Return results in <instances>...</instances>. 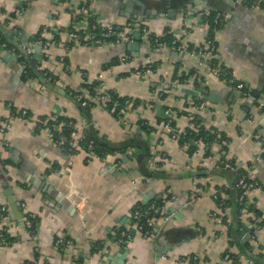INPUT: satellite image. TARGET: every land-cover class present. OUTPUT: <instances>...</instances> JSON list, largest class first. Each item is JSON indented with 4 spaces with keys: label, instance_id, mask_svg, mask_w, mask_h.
Listing matches in <instances>:
<instances>
[{
    "label": "crops",
    "instance_id": "1",
    "mask_svg": "<svg viewBox=\"0 0 264 264\" xmlns=\"http://www.w3.org/2000/svg\"><path fill=\"white\" fill-rule=\"evenodd\" d=\"M253 1L0 0V24L16 42H7L0 31L7 42L6 49L0 47V207L5 206L0 229L11 239L0 245V264H253L252 259L264 264V160L259 145L264 138V0ZM81 7L106 26L135 22L155 34H168L181 49L170 44L155 49L138 29L133 32L140 33L139 40L126 42H137L136 50L112 39L101 46L71 40L68 31L81 28L71 11ZM214 14L220 21L213 20L210 32ZM43 29L52 45L39 68L32 57L22 61V48L36 44ZM209 38L216 46V69L243 83L248 96L234 92L226 77L212 75L200 63L197 49ZM29 61L40 75L27 73ZM149 65L151 73L135 77L137 69ZM41 77L64 93L48 89ZM99 77L104 90L130 100L122 118L100 105L92 90ZM173 84L202 86L216 100L199 98L205 102L199 109V99H184ZM77 92L83 100L91 99L87 105L78 103ZM156 105L173 112V127L181 135L195 125L205 126L214 141L183 145L173 140L162 127L164 119L156 113L149 117ZM9 106L39 118L73 121L112 151H104L105 159L85 149L69 154L40 122L13 116ZM226 159L242 169L251 166L261 184L247 197L245 218L235 174L217 167ZM192 191L199 198L191 200ZM214 194L226 202L225 219L232 225L243 223L235 244L215 236L209 215L217 202ZM162 195L175 197L180 214L144 239L135 229L132 211ZM28 214L37 217L34 232L26 227ZM244 225L249 226L247 241L241 235ZM60 236L70 245H57ZM120 248L127 255L122 263H112ZM228 251L235 261L223 259Z\"/></svg>",
    "mask_w": 264,
    "mask_h": 264
},
{
    "label": "built area",
    "instance_id": "2",
    "mask_svg": "<svg viewBox=\"0 0 264 264\" xmlns=\"http://www.w3.org/2000/svg\"><path fill=\"white\" fill-rule=\"evenodd\" d=\"M245 4H254V1L249 0H241ZM71 17L72 20L76 23H78L80 30H71L68 31L69 39L71 40H77V41H83L84 45L87 46H101L104 45L108 40L112 39L113 42L116 44H125L126 42L132 40V32L134 29H138L143 37H145L153 46L155 49L157 48H164L168 43L163 41V38L165 37V34H155L153 32H150L144 25L140 23H127V25L124 26H117V25H108L101 23L99 20H97L94 15L92 14L91 10L88 7H81L80 9L72 10L71 11ZM1 19V14H0ZM213 20L215 23H219L220 21V15L214 14ZM46 30L43 29V31L40 33L38 42L33 45H27L25 48H22V52L30 57H32L35 61V63L39 64V68H42V61L43 57H46L47 54L45 51L48 49L49 46L52 45V42H49L46 40ZM6 40V39H5ZM2 39V35L0 33V47L6 49L7 48V42ZM35 45L41 46L42 54L40 60L34 57L35 54ZM170 45L176 46V48L181 49V47L176 45V41L174 39L171 40ZM215 50L216 46L212 39H207L205 42H203L199 48L197 49V54L200 57V63L205 65L210 73L212 75H215L219 77L220 73L216 69V67H211L212 60L215 58ZM44 69H42L43 71ZM151 65L144 66L140 69H137L135 72V77L138 79L144 78L146 75L151 73L152 71ZM48 72L44 71V75H47ZM226 81L231 85L234 92L240 93L243 96H248L249 93L246 91L244 84L241 82H236L234 78L229 77L226 78ZM102 80L101 77H99L96 80V85L93 87V92L96 93L99 97V103L102 107H104L109 113L112 115H116L119 118H122L123 114L125 113V109L127 106H129L130 100L128 98H124L122 96L114 97L109 91H106L102 88ZM175 87H180L179 84H173ZM75 98L77 100L81 101V105L85 106L88 103V100L91 99L87 98L83 100V95L80 92H77L75 94ZM199 99V98H196ZM195 104V102H194ZM262 107H264V103H261ZM196 106L199 109H202L205 106L204 100L199 99L196 101ZM9 110L11 111V114L15 117L26 119V120H37L41 123V125L50 132V135L54 137V142H56L57 145H59L60 148H62L65 152L71 154L77 152V150H82L84 147L81 145L80 141L84 140L86 135L85 133L76 126V123L73 121H65L63 119L59 118H39L32 114L27 109H16L12 106H9ZM173 112L171 110L165 109V114L168 115V117L164 120L162 127L165 129L170 130L171 132V138L176 141L181 140V134L173 127ZM145 122H142V125H144ZM72 128L74 131L69 133V136L66 137V133L64 132L65 127ZM193 129H197L196 125ZM187 143V142H186ZM184 142L183 145H186ZM94 141L89 140L87 141V149H91L93 147ZM260 145V153L264 152V138H261L259 140ZM106 154L103 155L101 159H105ZM162 158H165V156H162ZM217 167L223 170H228L235 174L236 176V184L235 187L238 191V205L241 206L242 214H244V218L247 216L248 212L246 209V200L247 197L250 195V193H253L260 189L261 184L258 181L256 175L252 173L251 166L248 168H245V172L242 171V167L239 165L233 163L230 160H220L217 164ZM215 200H217L216 205L214 209L210 212V218L215 223L216 227V238H225L226 240L230 241V234H229V227L230 222H228L225 219L224 212H223V205L221 201L219 202L218 197L216 194L212 195ZM199 198L198 193L195 191H192L190 193V199L194 200ZM175 197L173 195H162L158 200L153 201L152 203L145 205L144 207H141L139 205L135 206L132 211V218L135 220V229L140 234V236L144 239L153 237L160 227H162L163 224L169 222L174 217V212L171 210V207L174 206ZM76 207H79L77 202H75ZM5 213V206L0 207V219L2 220L4 218ZM32 218H34L33 214H28L26 216V227L31 232V228L33 225ZM124 236V235H122ZM121 236V237H122ZM8 236L5 234V229H0V245H8ZM70 245V241L65 239V237L60 236L56 244H63ZM121 246L125 247V241H121L119 239L118 241ZM94 250H98V247L95 245L93 246ZM37 250H35V253ZM189 257H181V260L185 261L188 260ZM224 260L230 259V254L226 253L223 256ZM195 260V257L193 258ZM28 262L27 264H33Z\"/></svg>",
    "mask_w": 264,
    "mask_h": 264
},
{
    "label": "trees",
    "instance_id": "3",
    "mask_svg": "<svg viewBox=\"0 0 264 264\" xmlns=\"http://www.w3.org/2000/svg\"><path fill=\"white\" fill-rule=\"evenodd\" d=\"M211 19H212V23H210V27H211L210 28V32H212V29L214 28L213 16L211 17ZM218 24L215 25V28H217ZM210 36H212L211 33H210ZM172 39L173 38H171L170 35L166 34L165 37L163 38V41L166 42V43H168V44H170V42H171ZM178 44H180V43L178 42ZM22 61H24V63L25 62L27 63L28 60H27V58H25L24 56H22ZM210 66L211 67H216L217 66V61L215 60V58L212 60V64ZM27 69H28L27 70L28 71L27 72L28 74H33L32 73L33 70H32V67L30 65H29V67H27ZM219 73H220L219 77L222 78V79L227 76L226 73H225V71H219ZM44 77L50 79V81L52 83H54V79H51L49 74L45 75ZM226 78H229V77H226ZM110 93L114 97H119V95H117L115 92H110ZM70 95L72 97H74V92L73 93H70ZM78 103L81 105V101L80 100L78 101ZM58 118L59 119H65V118H62V117H58ZM142 127H144V125H142ZM64 131H65L66 137H67V136H69V133L72 132V131H74V130L72 128H69V127L66 126L64 128ZM84 133H85L86 137H85L84 140H81L80 143L84 147V149L87 150L88 152H91V154H93V155H95V156H97L99 158H102L103 155L106 154V152L112 151V150H109V149L105 148L103 145H101L97 141L95 135L92 134L90 131H88V132L85 131ZM181 137L182 138L179 141L180 144H183L184 142L185 143L187 142V144H188V142H191V141L192 142L193 141H202V142H209L210 143V142H213L214 141L215 135L213 134V131H211L209 129H206L205 126H200V129H190V130H187L186 133H184V134L181 135ZM89 140H93L94 141L93 147L91 149H87V141H89ZM190 147H191V145H190ZM124 149H125V147H122V150H124ZM104 151H106V152H104ZM242 171L245 172V169H242ZM236 193H238V191ZM223 203H224V204H222L223 205V208H225L227 206L226 205V202L224 201ZM139 206L144 207L145 205L139 204ZM31 220L33 222V225H32V228H31V232H34L36 230L35 224L37 222V217L34 216V218H32ZM242 224L240 223V221L237 220V227L238 226L240 227V225H242ZM261 224L262 223H260V225ZM228 232H229L230 238H231V240H230L231 242L230 243H232V244L234 243L235 244V239L234 238L238 234V228H234L233 225H232V223H231ZM7 238H8L7 239L8 240V243H10L11 242L10 237H7ZM226 253H229L230 254V259L232 261L233 260L234 261L236 260V256L232 252H229L228 251ZM252 261H253V264H259V262H257L255 259H252ZM27 263H25V264H27ZM31 263L35 264L33 261Z\"/></svg>",
    "mask_w": 264,
    "mask_h": 264
},
{
    "label": "water",
    "instance_id": "4",
    "mask_svg": "<svg viewBox=\"0 0 264 264\" xmlns=\"http://www.w3.org/2000/svg\"><path fill=\"white\" fill-rule=\"evenodd\" d=\"M195 4H197L198 2L197 1H193ZM171 3L173 4L174 1H171ZM0 31L4 34L5 36V39L7 42L11 43V44H14L16 45V42L14 41V38H13V33L10 32L8 29H6L3 25L0 24ZM132 35L134 37V39L139 40L140 38V33L137 31V32H132ZM24 42L26 43L25 39H24ZM126 46L129 50H136L139 46V44L137 42H132V43H126ZM35 54H34V57L39 59L41 58V46L39 45H35ZM24 54V53H23ZM25 58L29 59L28 56H26L24 54ZM29 64L30 66L32 67V70L35 74L37 75H40V72L37 71L36 67L31 63V61H29ZM41 81L42 83H44L46 85V87L50 90H53V91H58L59 93H64V91L62 89H59L58 87L52 85L49 80L41 77ZM178 92H180L182 94V97L184 99H187L188 97H195V98H202V99H205V100H216V96L213 95L212 92H209L207 90H203L202 89V86H195L193 88H185V87H179L177 89ZM156 113V115L158 117H160L161 119H166L168 117V115L165 114V110L164 108L161 106V105H156V111L155 112H152L150 113L149 117L152 118L154 116V114ZM102 144V143H101ZM122 160L125 162L127 161V156L124 155L123 157H121ZM260 159L264 160V152H261L260 153ZM236 183V180L234 182V184ZM147 198V197H146ZM12 208L15 207V204L12 203L10 205ZM70 207V206H69ZM71 210L74 211V207H71ZM171 210L174 212V217H177L178 214H180L179 212L176 211V208L174 206L171 207ZM233 227L234 228H237V223H233ZM249 229V226H246L244 225L242 227V231H241V235L243 236L242 239L244 241H247L249 239V235L246 234V231ZM132 233L134 232V230L131 231ZM127 255V251L124 249V248H120L119 251H118V254L116 257H113L112 259V263H122V260L120 259H123L124 256Z\"/></svg>",
    "mask_w": 264,
    "mask_h": 264
}]
</instances>
